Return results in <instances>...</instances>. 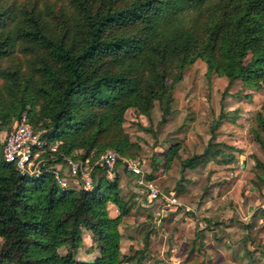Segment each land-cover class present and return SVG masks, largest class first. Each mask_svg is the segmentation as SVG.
<instances>
[{"label": "trees", "instance_id": "trees-1", "mask_svg": "<svg viewBox=\"0 0 264 264\" xmlns=\"http://www.w3.org/2000/svg\"><path fill=\"white\" fill-rule=\"evenodd\" d=\"M67 2L68 9H54L36 0L0 1V128L24 114L48 141H61L56 161L74 149L80 158L93 159L106 147L127 156L123 112L134 107L146 114L153 100L166 112L165 80L195 57L227 85L239 78L264 88V0ZM14 52L23 65L16 57L14 65H2ZM256 117L264 130L263 117ZM95 171L89 190L60 188L48 173L19 174L0 154V264H119L117 226L130 203L119 195L116 175ZM108 203L116 215L108 214ZM81 228L97 247L92 260L74 255Z\"/></svg>", "mask_w": 264, "mask_h": 264}, {"label": "rangeland", "instance_id": "rangeland-1", "mask_svg": "<svg viewBox=\"0 0 264 264\" xmlns=\"http://www.w3.org/2000/svg\"><path fill=\"white\" fill-rule=\"evenodd\" d=\"M36 1L54 9L70 6L68 0ZM15 57L20 56L14 52L2 65H14L17 59L23 65L24 58ZM164 84L170 86L166 112L157 100L146 114L134 107L123 112L120 128L130 152L121 158L142 159L145 178L149 174L159 189H172L178 204L163 209L142 204L139 187L121 163L109 178L104 176H117L118 193L130 203L117 226L119 264H180L192 257L197 264H264V130L256 117L259 113L264 119V88L247 86L239 78L227 85L222 73L207 69L202 56L181 70L172 69ZM11 123L0 128V148ZM81 153L74 149L73 157L57 159L63 174L67 161L81 159ZM193 156L194 162L182 166ZM45 157L55 163L58 153L49 151ZM97 175L95 171L93 181ZM107 210L110 216L117 213L110 203ZM80 238L75 257L92 260L98 250L89 231L81 228Z\"/></svg>", "mask_w": 264, "mask_h": 264}, {"label": "built area", "instance_id": "built-area-1", "mask_svg": "<svg viewBox=\"0 0 264 264\" xmlns=\"http://www.w3.org/2000/svg\"><path fill=\"white\" fill-rule=\"evenodd\" d=\"M42 130H34L27 122L24 114L13 120L1 141L0 154L5 162L13 165L19 174L39 176L48 173L53 182L60 188L89 190L93 186L92 173L100 169L103 176L109 178L115 169L116 159L121 160L122 166L130 178L139 187L142 204L155 203L161 209L178 204L177 196L172 189L162 190L152 179L145 178L143 161L137 157L121 158L112 150H105L93 159L83 157L79 160L66 159L67 173L61 171V164L51 163L50 157L42 158L49 151H56L57 145L43 137ZM62 159L63 156H61Z\"/></svg>", "mask_w": 264, "mask_h": 264}, {"label": "crops", "instance_id": "crops-1", "mask_svg": "<svg viewBox=\"0 0 264 264\" xmlns=\"http://www.w3.org/2000/svg\"><path fill=\"white\" fill-rule=\"evenodd\" d=\"M153 180V178H151ZM154 181V180H153Z\"/></svg>", "mask_w": 264, "mask_h": 264}]
</instances>
